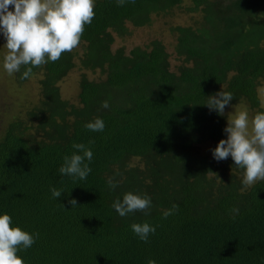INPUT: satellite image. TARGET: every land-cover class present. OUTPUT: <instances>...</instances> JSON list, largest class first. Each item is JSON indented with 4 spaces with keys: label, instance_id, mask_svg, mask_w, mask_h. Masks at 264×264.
<instances>
[{
    "label": "trees",
    "instance_id": "trees-1",
    "mask_svg": "<svg viewBox=\"0 0 264 264\" xmlns=\"http://www.w3.org/2000/svg\"><path fill=\"white\" fill-rule=\"evenodd\" d=\"M177 8L190 20L176 19ZM93 11L71 52L27 79L23 66L14 73L39 84L37 101L0 134V214L39 233L17 255L24 264H264V180L244 187L233 158L212 155L228 119L246 112L251 136L264 112V0H93ZM77 67L72 101L62 83ZM221 90L233 95L223 116L204 105ZM97 117L103 132L84 127ZM73 143L93 152L83 181L58 172ZM50 187L63 193L53 198ZM126 192L150 196L149 214L120 217L112 204ZM143 222L156 228L146 243L130 227Z\"/></svg>",
    "mask_w": 264,
    "mask_h": 264
},
{
    "label": "clouds",
    "instance_id": "clouds-1",
    "mask_svg": "<svg viewBox=\"0 0 264 264\" xmlns=\"http://www.w3.org/2000/svg\"><path fill=\"white\" fill-rule=\"evenodd\" d=\"M126 3H135V0H116L119 7ZM10 5L14 6V10H9ZM93 17V0H0V32L6 40L3 47L8 50L4 57V68L12 74L19 72L23 66L25 70L20 79L29 78L34 67L49 61L56 62L62 53L71 52L79 44L85 25H90ZM232 100V93L221 90L208 96L204 105L210 111L215 110L218 115L223 116L226 106ZM102 107H109L107 100L102 102ZM248 119L246 112L236 113L234 119H228L224 128L227 139H221L212 150L213 158L218 162L229 156L233 158L235 166L243 170L244 187L257 180H264V112H257L253 116L251 136L247 131ZM105 126L99 117L84 125L93 132H103ZM94 143V140L88 141V145ZM88 145L72 144L75 151L71 155H65L58 168L61 176L71 177L74 181L87 179L93 158V152ZM108 185L115 189L118 182L110 177ZM49 191L56 199L63 193L62 189L55 187H50ZM68 203L72 208L77 207L75 199L68 200ZM112 208L120 217L136 211L147 215L152 208V200L147 194L126 192L122 199L113 201ZM178 208L179 205L174 203L170 209L162 212L163 218L167 219L175 214ZM232 211L238 213L239 210L234 208ZM12 223L10 215L0 214V264H24L17 253L26 251L39 237V233H28L19 226H11ZM130 227L145 243L149 235L156 231L147 222L132 223ZM147 264H156V261L149 259Z\"/></svg>",
    "mask_w": 264,
    "mask_h": 264
},
{
    "label": "rangeland",
    "instance_id": "rangeland-1",
    "mask_svg": "<svg viewBox=\"0 0 264 264\" xmlns=\"http://www.w3.org/2000/svg\"><path fill=\"white\" fill-rule=\"evenodd\" d=\"M9 10H14V6L10 5ZM189 14V15H188ZM176 19L190 20V13L177 8L175 10ZM161 24V23H158ZM161 27V26H160ZM160 28L153 30H145L141 32L143 37L154 35ZM140 35V34H139ZM138 35V36H139ZM141 36V35H140ZM142 41V37L135 39L134 42ZM6 40L3 33L0 32V134L4 131L8 122L14 118V115L24 112L26 108L32 106L39 96V84L36 77L31 80L20 82L16 79L14 73L9 74L4 68V57L8 50L4 48ZM79 69L75 68L62 83V92L65 98L72 101L77 100L78 97V83ZM264 100V92L261 93ZM264 105V104H263ZM231 113L234 116L233 111Z\"/></svg>",
    "mask_w": 264,
    "mask_h": 264
}]
</instances>
